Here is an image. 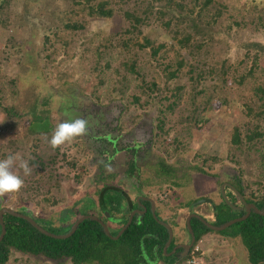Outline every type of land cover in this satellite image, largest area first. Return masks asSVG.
Masks as SVG:
<instances>
[{"label":"rangeland","instance_id":"374dc122","mask_svg":"<svg viewBox=\"0 0 264 264\" xmlns=\"http://www.w3.org/2000/svg\"><path fill=\"white\" fill-rule=\"evenodd\" d=\"M83 1L0 3V159L17 155L13 170L24 180L18 192L0 194V209L29 213L50 228L68 227L80 208L95 211L90 200H98L104 185L129 192L126 177L133 164L139 165L135 173L140 170L142 190L157 199L180 241L185 220L179 214L185 217L207 187L230 181L243 186L247 199L263 200L264 115L259 110L264 100L254 87L264 84V69H255L244 84L236 77L253 65V48L244 45H264V0H228V12L213 26L214 39L203 48L198 40L182 47L174 24L166 29L158 15L145 12L146 0H107L114 11L109 17L90 14ZM186 2L200 12L194 0ZM127 13L144 21L139 25ZM146 36L152 47L142 46ZM153 48L159 51L154 54ZM261 64L264 68V56ZM6 107H14L18 116ZM71 118L86 119L87 133L53 148L55 128ZM235 128L244 138L241 148L233 143ZM252 131L263 136L247 143ZM20 160L31 167L29 175L18 167ZM208 196L220 201L218 191ZM228 197L234 204L230 191ZM202 199L196 210L214 218ZM71 208L74 215H64ZM235 225L210 232L221 238V258L200 242L189 259L252 264L242 237L231 234ZM7 264L75 263L13 250ZM180 264H189L188 259Z\"/></svg>","mask_w":264,"mask_h":264},{"label":"trees","instance_id":"16d2710c","mask_svg":"<svg viewBox=\"0 0 264 264\" xmlns=\"http://www.w3.org/2000/svg\"><path fill=\"white\" fill-rule=\"evenodd\" d=\"M7 1L8 0H0V3L3 4ZM156 1L157 0H146L145 12L149 14L154 12L155 15H158L157 18L162 20V25L165 26L166 29H171L174 24L177 30L175 33L176 37L178 35L182 37L179 39L182 47L192 45L193 40L199 41L197 45L200 48H203L205 45L208 46V39L213 36L214 24H218L224 17L223 15L228 12L230 6L228 0H194L196 6L200 8V12L197 13L187 6L186 0H162L160 5L154 6ZM83 2L90 4L87 5V8L90 10V14L93 15L109 17L112 16L114 12L112 8H107V5H109L107 0H84ZM232 2L235 4L239 3V1ZM126 17L128 19H133L134 22L139 23V25L144 21L139 16L135 17L130 13H127ZM230 19H235L233 14H230ZM258 20L262 22L261 19L258 18ZM241 22L244 23L243 20ZM234 24L239 26L240 22L235 20ZM213 39L214 38H212V40ZM144 40L145 45H142L143 47L153 46L154 42L148 36H146ZM244 46L245 48H253V57L247 56V60L252 57L253 65L246 73H242V75L236 77V81H238L239 84H244V80L248 79L249 76L255 75V69H264L261 67V59L264 56V45L262 43L251 42ZM158 51L159 49L153 48L154 54ZM221 64L225 65L223 63ZM130 66L131 72L134 74L138 73V70L135 69L137 67L136 63H132ZM176 75L177 71L173 73V76ZM254 89L256 90L255 96L260 100H264V84L260 83L255 86ZM5 110L9 111L13 116H18V112L14 107H6ZM252 110V107H249V111L252 112ZM259 114L264 115V109H260ZM38 118L41 119V117ZM262 136V132L252 131L246 136L247 143H251ZM232 138L233 143L239 146V148L244 146V138L239 128H235ZM246 146H249V149L252 147V145ZM237 188L241 193H244L243 186L237 185ZM121 190L122 189L119 187L110 185L101 192L99 199L101 198L100 205L102 211L108 216L104 219L106 223L109 220L115 221V214H122L125 208ZM251 201H256V205L260 209H264V199L258 201L252 199ZM224 206L226 209L222 211L223 213L218 218L219 225L243 214L237 212V215L233 217L230 215L233 209H229V205L226 203ZM84 213L86 214L87 211L84 210L83 214ZM4 219L7 233L0 243V264H7L13 250L33 256H44L52 260L71 259L75 264H93L96 262L100 264H148V259L151 263H160V261L165 260L167 263H170L173 260L172 257H168L164 253V247L169 238V230L154 217L151 211L147 212L145 215H136L131 226L118 240L109 237L103 226L93 219L83 221L77 231L66 239L50 237L40 232L29 221L10 214H6ZM118 219L121 221L119 228L117 230L111 229L113 236H116L127 223L129 212ZM196 221L197 226L193 223L192 226L193 229L197 230L200 234L197 238L199 241L204 234L213 230L205 226L199 219ZM71 226L72 225L59 229H46L55 234H65L71 230ZM235 226H237L236 231L231 234L232 236L242 237L248 249L251 263L263 264L264 216L253 212L247 220L238 222Z\"/></svg>","mask_w":264,"mask_h":264},{"label":"flooded vegetation","instance_id":"af4514ba","mask_svg":"<svg viewBox=\"0 0 264 264\" xmlns=\"http://www.w3.org/2000/svg\"><path fill=\"white\" fill-rule=\"evenodd\" d=\"M139 144V143H137ZM139 150L138 149H135V154H136V158H135V161L137 159H139ZM138 166L139 165H134L133 164V167H132V170L130 171L129 175L126 177L128 178V186H129V192L122 189L121 190V194H122V197H123V202H124V205H125V208L123 209V212L122 214L120 213H116L115 214V221L114 220H109L107 223L104 221V219L107 216V214H105L103 211H102V207L100 205V200L101 198L98 200H90V201H93L94 202V210L95 211H87V213L85 215H88V214H95L97 215L100 219H102L109 227H111V229L113 230V227L115 226H119L120 225V220L118 218L122 217V215L126 214L127 212H129V217L130 215L132 214L133 211L139 209L141 211L144 210V207L147 208V211L145 213H137L136 215H145L147 212L151 211L152 212V209H153V203L155 204V207H156V214L158 216V219L161 220V221H164V222H167V223H170L169 221H167L161 214V210L159 208V205H158V201L156 198L150 196V195H147L143 190H142V184H140V181H142V175L139 174L140 173V170L139 172L136 174L135 173V169L137 168L138 169ZM140 176V177H139ZM126 178H123V179H126ZM110 185L106 184L104 185V187L102 188L103 189H106V187H108ZM115 187H118L117 185H114ZM225 186V191H226V194L228 196V191H230L232 193V195H234L236 201L234 202L235 205H237L238 207H240V209H234V211L236 212H240V213H243L241 216H244L246 214V208L245 206L242 204L240 198L238 197L237 193L231 188V186H234L237 188V185L236 183H233V182H230V181H222L219 185V187L217 185H215V187H207L208 188V192L206 193V195L204 196H201L200 194L198 195V191H199V188H195L194 191L197 193V195L199 197H197V199L195 200V203H191L190 206H188V214L185 216V217H181V214L180 215V218L179 220L181 219H184L185 220V225H184V232H185V239L183 240H177V236L175 234L174 236V240H173V243L171 245V247L168 249L169 250V253L173 252L174 248L177 247V251L174 255H172L171 257L173 258L172 262L170 263H174V264H180V263H183L187 260V258L191 255L193 249L195 248L198 240L197 238L200 236L199 232H197V230H194L195 231V235H196V240L193 242V237H192V234L190 232V230L188 229L187 227V219L189 216H191V222L197 226V221L198 218L197 216H194L193 214H198V215H202L204 217H206V219H208L209 221H211L213 219V221H217L219 216L223 213L222 211L225 208L224 204L226 203L225 202V199L223 197V194H222V187ZM196 187V186H195ZM121 189V188H120ZM238 189V188H237ZM101 190V192H102ZM142 190V191H141ZM239 190V189H238ZM132 191L133 192V196L132 193L130 192ZM216 191H218V194H219V199L220 201L216 202L214 199L210 198L208 196V193L212 194V193H215ZM240 191V190H239ZM101 192H100V195H101ZM135 193V194H134ZM244 195V193H242ZM100 197V196H99ZM245 199L250 203H255V202H252L250 199H247L246 196L244 195ZM211 199L213 202L210 203V202H207V204H210V208L211 210L213 211V214H214V218L212 217H209V216H206L203 212H200L199 210H196V207L198 205H196V202L199 200V199ZM229 198V197H228ZM231 201V200H230ZM194 204V205H192ZM227 204V203H226ZM256 204V203H255ZM228 205V204H227ZM2 209V208H1ZM0 209V210H1ZM233 209V208H232ZM79 210L81 215L73 222L72 226L74 225V223L82 216H84L83 214V208H80ZM126 211V212H125ZM69 212V214H73L74 215V211H73V208L69 209V211H64V215L67 214ZM125 212V213H124ZM24 213V212H22ZM253 213V212H252ZM28 215H30L29 213H26ZM153 214V213H152ZM135 215V216H136ZM31 216V215H30ZM241 216H238V217H241ZM33 217V216H32ZM110 217V216H109ZM238 217H235V218H238ZM35 218V217H34ZM234 218V219H235ZM36 221L42 225L45 229L46 228H50L48 227V225L44 224L41 222L40 219H37L35 218ZM213 221H211L213 223ZM176 222H179V221H176ZM46 223V222H45ZM173 223H171L172 225ZM178 224V223H177ZM216 224V223H214ZM225 224V223H224ZM174 225V224H173ZM172 225V226H173ZM216 225H219L218 223ZM223 225V224H222ZM71 226V227H72ZM175 225L173 227V230L175 232ZM48 230V229H47ZM49 231V230H48ZM176 233V232H175ZM169 239V238H168ZM25 254V253H24ZM169 257V256H168ZM148 264H170V263H167V261H160V263L156 262V263H151V261L148 259Z\"/></svg>","mask_w":264,"mask_h":264},{"label":"water","instance_id":"95a60500","mask_svg":"<svg viewBox=\"0 0 264 264\" xmlns=\"http://www.w3.org/2000/svg\"><path fill=\"white\" fill-rule=\"evenodd\" d=\"M231 188L237 193V195L240 198L242 204L246 208V214L244 216H241V217L232 219V220L226 222L223 225H216V224L212 223L211 221H209L208 219H206V217H204L202 215H198V214H193V215L194 216H197V218L202 223H204L205 226H207L208 228H210L213 231H224L228 227H230V226H232V225H234V224H236L238 222L247 220L251 216L252 212H255V213H257V214H259L261 216H264V209H260L255 203H251V202L249 203L245 199L244 195L236 187L231 186ZM222 194H223V197L225 199V202L230 207H232L233 209H240V207H238L237 205L233 204L230 201V199L228 198V196L226 194V191H225V186L222 187ZM207 202L212 203L213 201L211 199H202L200 201V203H207ZM198 204L199 203H196V205H198ZM146 211H147V208L146 207H144V210L143 211H141L139 209L133 211L132 214L130 215L127 223L121 228V230L119 231V233L116 236H113L112 233H111L110 227L102 219H100L97 215H94V214H88V215H84V216L80 217L74 223V225L72 226L71 230L68 233H65V234H55V233H52V232L48 231L42 225H40L36 221V219L34 217H32V216H30V215H28L26 213H22V212L16 211V210H14L11 207H3L0 210V225H1L0 243L3 241V239L5 238V235L7 233V227H6L5 219H4V217H5L6 214H10L12 216L25 219V220L29 221L34 227H36L40 232H42V233H44V234H46V235H48L50 237L57 238V239H66V238L71 237L77 231V229L79 228L80 224L83 221H85L87 219H93V220L98 221L103 226L106 234L109 237H111L112 239L118 240L125 233V231L131 226V224L133 223V220H134L135 215L137 213H145ZM152 213H153L154 217L162 225H164L169 230V239H168V241H167V243H166V245L164 247V253H165V255L171 257L177 251V247H175L174 250H173V252L168 253V249L171 247V245L173 243L174 236H175V232H174L172 226L169 223L164 222V221H161V220L158 219V216L156 214V207H155V204L154 203H153ZM191 216H189L188 219H187V227H188V229L190 230V232L192 234L193 242H194L196 240V235H195V231H194L193 226H192ZM170 264H172V263H170Z\"/></svg>","mask_w":264,"mask_h":264},{"label":"clouds","instance_id":"9594fccd","mask_svg":"<svg viewBox=\"0 0 264 264\" xmlns=\"http://www.w3.org/2000/svg\"><path fill=\"white\" fill-rule=\"evenodd\" d=\"M88 126V121L84 118H71L65 120L59 123L55 128L50 144L53 148L66 143L70 144L75 138L86 134ZM17 160L18 157L15 154L7 155L6 157L0 159V194L18 192L23 186L24 180L16 171L13 170L14 167L17 166ZM18 167L23 170L25 176L31 173V167L26 161L20 160ZM200 242L201 239L197 242L191 255L196 252L195 249L197 246H199L200 250ZM191 255L189 257H191ZM189 257L187 258L188 261L191 259H189Z\"/></svg>","mask_w":264,"mask_h":264},{"label":"crops","instance_id":"0c3cea01","mask_svg":"<svg viewBox=\"0 0 264 264\" xmlns=\"http://www.w3.org/2000/svg\"><path fill=\"white\" fill-rule=\"evenodd\" d=\"M114 228V227H113ZM114 230V229H113ZM221 241V238H216V237H213L210 232L207 233V234H204L202 237H201V245H202V248L205 247V244L207 245V248L210 250V248L208 247V245H211L212 246V250L214 252L215 255H218L216 257L218 258H221L220 256V246H219V242ZM223 241V240H222ZM210 242V243H209ZM215 248H217L215 250ZM219 261V260H218ZM216 264L217 263V260H216Z\"/></svg>","mask_w":264,"mask_h":264},{"label":"built area","instance_id":"2783aa9c","mask_svg":"<svg viewBox=\"0 0 264 264\" xmlns=\"http://www.w3.org/2000/svg\"><path fill=\"white\" fill-rule=\"evenodd\" d=\"M195 251H199V246L196 247ZM189 264H204L200 259L193 257L188 261Z\"/></svg>","mask_w":264,"mask_h":264}]
</instances>
